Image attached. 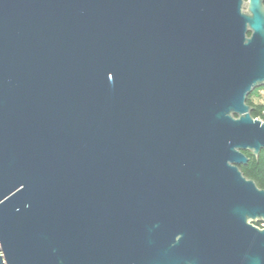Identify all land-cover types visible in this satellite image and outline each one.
I'll list each match as a JSON object with an SVG mask.
<instances>
[{"label":"water","instance_id":"obj_1","mask_svg":"<svg viewBox=\"0 0 264 264\" xmlns=\"http://www.w3.org/2000/svg\"><path fill=\"white\" fill-rule=\"evenodd\" d=\"M264 0H0V264H264Z\"/></svg>","mask_w":264,"mask_h":264},{"label":"trees","instance_id":"obj_2","mask_svg":"<svg viewBox=\"0 0 264 264\" xmlns=\"http://www.w3.org/2000/svg\"><path fill=\"white\" fill-rule=\"evenodd\" d=\"M258 95L261 96L260 93L255 94V92H252L248 96V103L252 106V115L255 118L264 120L263 106L262 103L258 101ZM245 153L249 157V160L247 163L239 165L241 171L246 177L253 179L259 187L264 188V151L261 152L259 157L251 151H245ZM263 223L264 221L256 222L259 226Z\"/></svg>","mask_w":264,"mask_h":264},{"label":"rangeland","instance_id":"obj_3","mask_svg":"<svg viewBox=\"0 0 264 264\" xmlns=\"http://www.w3.org/2000/svg\"><path fill=\"white\" fill-rule=\"evenodd\" d=\"M262 91H264V86H261V87H258V88H256L255 90H254V92H255V94H259V93H261ZM260 97V98H259ZM257 98H258V101L260 102V103H262V96H257Z\"/></svg>","mask_w":264,"mask_h":264},{"label":"built area","instance_id":"obj_4","mask_svg":"<svg viewBox=\"0 0 264 264\" xmlns=\"http://www.w3.org/2000/svg\"><path fill=\"white\" fill-rule=\"evenodd\" d=\"M260 94L262 96V106H263V113H264V91H262ZM261 227H264V223L261 225Z\"/></svg>","mask_w":264,"mask_h":264}]
</instances>
